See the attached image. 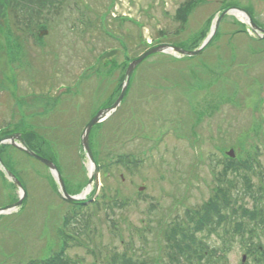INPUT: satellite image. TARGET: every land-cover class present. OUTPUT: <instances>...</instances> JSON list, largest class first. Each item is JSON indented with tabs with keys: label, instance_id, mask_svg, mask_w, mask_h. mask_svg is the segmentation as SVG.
<instances>
[{
	"label": "rangeland",
	"instance_id": "obj_1",
	"mask_svg": "<svg viewBox=\"0 0 264 264\" xmlns=\"http://www.w3.org/2000/svg\"><path fill=\"white\" fill-rule=\"evenodd\" d=\"M186 1L67 0L45 13L50 27L42 37L21 34L9 18L0 32V131L13 124L15 132L52 137L46 142L41 136L34 146L57 155L71 194L90 197L95 183L89 184L90 162L80 150V136L90 118L117 99L136 57L164 42L199 47L226 5L251 9L264 23V0H200L181 24L175 16ZM237 23L234 15L224 17L219 34L200 55L148 57L138 66L121 108L93 130L97 156L128 152L144 158L132 173L114 167L100 175L98 198L105 194L110 202L117 194L127 204L110 217L103 211L92 218L97 232L67 250L75 263L107 264L97 244L105 254V249L123 250L128 242L140 256L157 257L166 225L211 197L215 172L210 156L222 161L232 149L235 159L257 160L260 152L257 165L261 161L264 168V52L254 53L264 47V39L243 34ZM111 49L117 53L96 66ZM61 84L70 89H58ZM0 153L27 188L25 203L0 217V264L50 259L63 243L62 216L70 204L59 197L43 163L13 145H3ZM20 197V189L0 171V208ZM217 238L210 242L219 243ZM243 255L239 244L234 246L229 264H240Z\"/></svg>",
	"mask_w": 264,
	"mask_h": 264
},
{
	"label": "trees",
	"instance_id": "obj_2",
	"mask_svg": "<svg viewBox=\"0 0 264 264\" xmlns=\"http://www.w3.org/2000/svg\"><path fill=\"white\" fill-rule=\"evenodd\" d=\"M66 1L0 0V32L6 29L7 20L10 18L11 27L15 30L23 35H35L40 27L50 25L45 13L52 8L60 9ZM198 1L200 0L184 2L178 8L175 18L185 24L186 18ZM9 126L11 125L6 127ZM23 133L31 149L44 157L56 160L57 155L54 158L51 153L40 151L34 146V141L41 136L46 142L52 137L49 138L38 131ZM260 155V152L254 155L257 160L247 156L243 160L225 157L222 161L215 158V155L210 156L209 161L215 172L211 197L200 206L187 209L184 218L177 217L166 226L162 235L164 243L161 245L158 242L155 255L157 257L148 259L144 255L140 256L139 252L138 255L128 242L123 250L116 249L108 253L105 249V254L98 244L95 249L101 257L105 255L107 264H153V261H159L160 264H227L228 256L236 242L241 244L250 261L264 264V168L260 162V166L257 165ZM97 161L101 173L107 175L114 167H124L132 173L143 160L132 153L109 152L106 158L98 155ZM254 175H257V182ZM52 181L56 184L53 177ZM106 200V195L102 194L90 204H70V209L63 216V249L60 257L55 256L46 261L36 260L33 264H73L67 250L82 242L87 243L90 234L97 232L92 218H96L99 212L103 211L110 217L116 210L124 209L127 204L117 194H114L110 202ZM110 220L115 225L114 219ZM214 236L218 237L219 243L210 242Z\"/></svg>",
	"mask_w": 264,
	"mask_h": 264
},
{
	"label": "water",
	"instance_id": "obj_3",
	"mask_svg": "<svg viewBox=\"0 0 264 264\" xmlns=\"http://www.w3.org/2000/svg\"><path fill=\"white\" fill-rule=\"evenodd\" d=\"M230 13H238L239 15H241L244 18L246 23L253 30L264 34V29H261L256 25V23L254 22L253 18L251 17V15L248 11H246L245 9L240 8V7L229 6V7L225 8L216 17L210 34L208 35V37L206 38V40L204 41V43L202 44V46L198 50L190 51V50H186V49H184L178 45H175V44L161 43V44H157V45H154V46L148 48L144 53H142L138 58H136L129 65L127 72H126V76H125L123 90H122L121 95L117 99V101L111 107L99 110L95 114V116L89 121V123L85 126V128L82 132V135H81L80 143H81L82 147L84 148V150L86 151L87 157L91 163L90 181H89L90 185L93 183V181H95L96 187H98V166H97V163H96V160H95L92 148H91L90 133H91L94 126H96L97 124L108 119L119 108L125 94L127 93L128 89L130 87L131 80L133 78L134 72H135L136 68L138 67V65L142 61H144L146 58H148L149 56H151L153 54H157V53L168 54V53L174 52L177 55L184 56V57H186V56H197V55L202 54L203 52H205L208 49V47L215 40V38L219 32V27H220L222 19L227 14H230ZM46 33H47V31H42L40 36H43ZM115 53H116V51L109 52L103 57V59L104 58H110L113 55H115ZM14 129H15V127L9 128L10 131H13ZM3 143H11L12 145L16 146L21 151L25 152L27 155H29V156L37 159L38 161L42 162L43 164H45L50 169L53 177L55 178L57 185H58V191L60 193V196L65 201H67L69 203L80 204V203L88 202L89 200H93L95 198L97 192L90 199H86V198L82 197L81 195H76V196L70 195L67 192L64 178H63L60 170L58 169L56 163L53 160L44 158V157L38 155L37 153H35L34 151H32L28 147L26 142L24 141L21 133H12L10 135H6V136L1 137L0 138V145ZM232 152L233 151H231V154H232ZM0 169L8 176L10 181H12L21 191V199L17 203L10 204V205H7V206L0 208V215H3V214H9L10 212H12V210H16L17 208H19L24 203V201L27 198V189H26L24 182L19 177V175L17 173H15L13 170H11L9 167H7L5 165V163L2 161L1 157H0Z\"/></svg>",
	"mask_w": 264,
	"mask_h": 264
},
{
	"label": "flooded vegetation",
	"instance_id": "obj_4",
	"mask_svg": "<svg viewBox=\"0 0 264 264\" xmlns=\"http://www.w3.org/2000/svg\"><path fill=\"white\" fill-rule=\"evenodd\" d=\"M240 6V5H239ZM243 8H246V7H243ZM247 9V8H246ZM249 12H251L252 13V16H253V18H254V20H255V22H256V24L258 25V27L259 28H261V29H264V23L262 22V21H260L259 19H257V16H255V13H253L252 12V10L251 9H247ZM233 24L235 25L236 23L235 22H233ZM238 24V26H240V29H239V31H241L243 34H248L249 36L251 35L252 36V38L255 40V41H259L260 39L261 40H263L264 39V34H262V33H260V32H257V31H255V30H253L251 27H249L248 25H246V24H244L243 22H241V21H239V23H237ZM233 38V37H232ZM231 38V39H232ZM264 52V47H261V48H259L258 50H255L254 51V53H255V55H257V54H260V53H263ZM261 61V60H260ZM234 61H232V63H233ZM262 62H264V61H262ZM232 65V64H231ZM231 65H230V67H231ZM242 66H244L245 68H248V69H250V67L248 66V64H242ZM248 66V67H247ZM248 71V70H247ZM246 71V72H247ZM247 74V73H246ZM245 74V75H246ZM219 76L221 77V74H219Z\"/></svg>",
	"mask_w": 264,
	"mask_h": 264
}]
</instances>
